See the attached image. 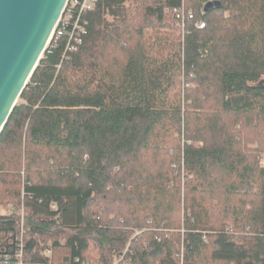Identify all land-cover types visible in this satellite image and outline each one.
Instances as JSON below:
<instances>
[{
	"label": "trees",
	"instance_id": "trees-1",
	"mask_svg": "<svg viewBox=\"0 0 264 264\" xmlns=\"http://www.w3.org/2000/svg\"><path fill=\"white\" fill-rule=\"evenodd\" d=\"M207 1L100 0L50 43L0 134V264H264V0Z\"/></svg>",
	"mask_w": 264,
	"mask_h": 264
},
{
	"label": "water",
	"instance_id": "water-1",
	"mask_svg": "<svg viewBox=\"0 0 264 264\" xmlns=\"http://www.w3.org/2000/svg\"><path fill=\"white\" fill-rule=\"evenodd\" d=\"M68 0H0V134L51 43ZM208 3L205 11L221 8Z\"/></svg>",
	"mask_w": 264,
	"mask_h": 264
},
{
	"label": "built area",
	"instance_id": "built-area-1",
	"mask_svg": "<svg viewBox=\"0 0 264 264\" xmlns=\"http://www.w3.org/2000/svg\"><path fill=\"white\" fill-rule=\"evenodd\" d=\"M199 2L203 0H197ZM220 0H208L205 2L201 9V14H206L205 7L208 3H214ZM100 0H68L64 13L60 18L53 35L51 37V43L53 40L59 41L63 37H67L69 42L67 44V50L76 51L77 48L83 43L82 37L87 34L86 24L84 16L93 11L99 4ZM172 13L180 21L181 27L185 28V22L187 19H194L195 14L187 12L185 4L180 8L173 9ZM196 26L200 29L205 27L204 23H197ZM261 164L264 166V157L261 158ZM52 209L58 212V205L52 203ZM23 252V247L21 248ZM53 246L46 249V254L48 256H53ZM20 264H24L21 262Z\"/></svg>",
	"mask_w": 264,
	"mask_h": 264
},
{
	"label": "rangeland",
	"instance_id": "rangeland-1",
	"mask_svg": "<svg viewBox=\"0 0 264 264\" xmlns=\"http://www.w3.org/2000/svg\"><path fill=\"white\" fill-rule=\"evenodd\" d=\"M202 145V143H199V144H196V146H201ZM260 157L262 158V157H264V154H262V155H260ZM192 186H194V185H192ZM13 210H15V209H13V208H1L0 209V214H10L11 213V211H13ZM19 214H21V215H23V210L21 211V210H19V212H18ZM141 232H137L136 233V235L135 236H137V235H139ZM22 240V239H21ZM54 241L55 240H50L48 243H47V245L48 246H54L53 244H54ZM62 245H65V241H66V239L64 238V237H61L59 240H58ZM48 248V247H47ZM69 257V255H68V251H67V249L66 248H61V249H58L55 253H54V262L56 263V264H64V262H66L65 260H66V258H68ZM118 263H121V259L120 258H118V257H116V259H114V264H118ZM66 264V263H65Z\"/></svg>",
	"mask_w": 264,
	"mask_h": 264
},
{
	"label": "crops",
	"instance_id": "crops-1",
	"mask_svg": "<svg viewBox=\"0 0 264 264\" xmlns=\"http://www.w3.org/2000/svg\"><path fill=\"white\" fill-rule=\"evenodd\" d=\"M206 8V7H205Z\"/></svg>",
	"mask_w": 264,
	"mask_h": 264
}]
</instances>
